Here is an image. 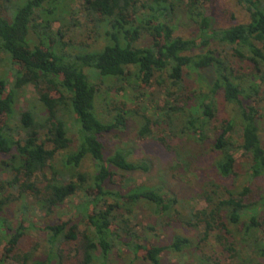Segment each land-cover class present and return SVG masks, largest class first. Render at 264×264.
I'll use <instances>...</instances> for the list:
<instances>
[{"label":"trees","instance_id":"1","mask_svg":"<svg viewBox=\"0 0 264 264\" xmlns=\"http://www.w3.org/2000/svg\"><path fill=\"white\" fill-rule=\"evenodd\" d=\"M68 1L0 0V54L16 68L11 83L0 77V264H114V255L123 264H166L164 253L186 264H264V0H238L248 20L228 27L213 26L214 0H79L94 42L77 44L67 39L70 24L77 25L64 17ZM178 9L196 25L190 36L176 35ZM145 34L149 46L141 44ZM237 60L250 70L239 71ZM190 72L207 76V91L187 86ZM161 74L176 88L165 89L168 100L155 114L114 102L107 109L116 112L113 120L99 115L104 84L109 91L124 83L141 89ZM27 85L34 86L40 110L18 109ZM219 91L235 112L218 120ZM130 120L138 139L167 151L169 139L180 136L207 149L217 174L234 183L203 181L200 209H182L167 180L126 184L152 170L121 142L107 146ZM165 124L171 134L157 135L154 126ZM237 149L248 158L239 184ZM186 155L176 169L190 167L194 156ZM87 160L92 170L85 169ZM79 195V216L66 218L61 210ZM144 204L154 223L142 230L135 221ZM13 206L18 210L9 221ZM158 229L172 235L154 242ZM213 239L220 253L206 252Z\"/></svg>","mask_w":264,"mask_h":264},{"label":"rangeland","instance_id":"2","mask_svg":"<svg viewBox=\"0 0 264 264\" xmlns=\"http://www.w3.org/2000/svg\"><path fill=\"white\" fill-rule=\"evenodd\" d=\"M70 6L69 12L64 14V17L67 21H74L77 25L70 24V31L67 35V39L73 41L77 44V40H87L89 42H94L93 38L90 39L87 37L89 34L90 27L86 24V15L84 11H81V5L79 0H71L68 1ZM211 21L213 26L215 27H228L234 23L244 22L248 20V13L244 9L243 5L238 4V0H214L211 5ZM176 17V35L182 36H190L192 33L196 31L195 23L183 12L182 9H178ZM61 22H55L54 27L57 29L61 26ZM75 24V23H74ZM103 41H100V45ZM152 39L148 35H144L141 41V44L144 46H149L152 44ZM0 77L4 79L10 80L11 83L14 77V73L16 72L15 65L12 64L6 53L0 54ZM237 62H239L237 60ZM236 62V63H237ZM238 67V68H237ZM236 68L239 71H249V66L245 63L239 62L237 63ZM90 71V70H89ZM93 74V73H92ZM202 75L204 73H201ZM206 80L200 78V74L196 72H190V74L186 77V84L190 89L196 91H207L208 90V81L207 76ZM163 78V80H162ZM162 80V83L160 81ZM97 83L100 81L95 80ZM109 83V82H108ZM108 83L102 86L103 91L105 92L106 101L104 98L98 99V105L96 100V108L99 115L106 121H111L115 117V113L113 111H108L110 105H113L114 102H125L127 107H135L136 105L142 106L141 108H148L149 114H155L156 106H164L168 100V96L166 93V88L169 87L172 90L175 89L172 82L167 80L165 74H161L159 78H154L151 85L144 88H137L134 84H122V90L119 89H108ZM135 83V82H134ZM11 85V84H10ZM264 88V84L262 85ZM98 96V95H97ZM264 98V92L260 95L259 99ZM172 102L174 100L170 99ZM261 106H264V99L260 102ZM182 105V102L178 103ZM214 104L216 108V118L223 119L228 118L235 112V107L233 104H229L225 97L223 91H219L215 98ZM18 109H26L28 107L36 108L40 110V103L38 102V94L35 91L33 85H27L22 94L19 96ZM43 107V106H42ZM97 113V114H98ZM163 113V112H162ZM71 119H74L73 116H70ZM183 117V116H182ZM68 118V117H67ZM183 119V118H182ZM14 122H18L17 119H14ZM135 123L130 120L129 128L125 130V132H121L118 135L109 136V144L108 147H113L117 143H122L127 148H130L133 151V158H146L152 164V170L145 174H136L129 176L126 180V184H157L163 183V180H167L168 184L173 188L174 192L180 194V199H183V204L181 205L182 209L185 208H203L205 207V203L198 198V189L200 188L203 181L214 180L218 183H222L225 185H232L234 183V178H221L216 170L213 167V154L209 151L208 153L204 148L200 145H196L195 143H190L186 140V137H178L173 141L169 139L170 146L172 148L167 151L165 147H162L161 144L155 142L153 139H138L135 131ZM154 130L157 135L162 137H168L171 134L170 127L165 125L154 126ZM175 131V130H174ZM262 138L264 142V124L262 126ZM238 136V135H237ZM198 148H201L200 151L203 150V155H199ZM192 154L191 165L189 168H184L182 170L176 169L178 161L180 159L183 160L189 158L187 153ZM178 153V154H177ZM237 158V168L240 171V178H238V184L243 182L246 179V170L248 168V158L247 155L240 149L234 151ZM211 154V155H210ZM184 159H183V158ZM85 169L92 170V163L90 160L85 162ZM7 177V175H3ZM4 178V177H3ZM255 188H257L258 184L256 183ZM26 202L31 203L32 200L27 197ZM82 196H75L66 202V205L61 210V213L66 216V218L79 216V209L77 205L81 202ZM33 203V202H32ZM16 207V208H15ZM16 210H18L17 206H13L11 208L9 221H12V217L16 215ZM32 219L38 220L39 211L36 207H33L30 211ZM138 224L140 229L147 228L148 225L153 224V219L149 208L147 205H141L137 208V218L135 221ZM83 227V226H82ZM182 230V228H178ZM157 233L159 236L152 237V241L157 242L160 240H167L172 232L165 231L163 229H158ZM213 251L216 253L219 252V248L216 245V242L213 240L210 241L206 246V252L211 254ZM220 253V252H219ZM116 262L114 264H123V258L114 255ZM163 262L166 264H186L185 259L181 260V257H178L172 253H164ZM223 259V257H221ZM188 260V259H187ZM223 263H228V260L223 259Z\"/></svg>","mask_w":264,"mask_h":264}]
</instances>
